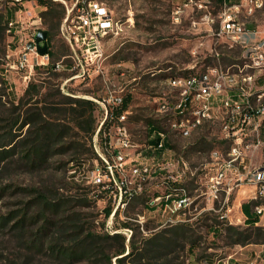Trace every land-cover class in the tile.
<instances>
[{
	"label": "rangeland",
	"instance_id": "374dc122",
	"mask_svg": "<svg viewBox=\"0 0 264 264\" xmlns=\"http://www.w3.org/2000/svg\"><path fill=\"white\" fill-rule=\"evenodd\" d=\"M41 1L0 0V143L4 144V149L11 150L0 159V264H96L86 260L69 263L57 252H52L68 238L65 234L62 242L59 241L57 226H61L62 219L73 216H81L85 222L94 223L98 231L123 233L128 238L133 232L138 238L150 237L165 230L176 234L177 226L186 224L189 233L184 236L179 231L176 236L180 240L172 249V256H179L180 261L186 264H214L232 256L231 264L253 259H258V264H264V242L258 231L250 230L253 232V243L233 244L232 235L226 228L243 216L241 207L239 212L237 208L229 211V221L222 218L224 210H220L219 204L209 198L207 178L202 172L205 168L197 169L195 177L190 174L185 177L182 187L187 190L191 203L175 215L159 206L148 208L154 196L164 194L172 187L171 184L165 187L161 179L166 178L168 171L158 168L149 179L133 175L136 166L154 165L149 158L148 124L151 121L156 122L158 128L168 126L166 121L163 123L159 112L165 101L162 95L167 90V81L216 67L238 72L246 64L243 49L226 39L217 41L212 38L206 25L194 27V22L201 21V11L188 9L182 22L174 24L173 9L185 0H96L108 6L114 18L121 21L122 31L105 39L99 69L86 65L91 60L87 57L85 61L80 55L84 64V70H81L77 66L78 60L69 57L73 51L61 34L68 9L77 0H53L59 5L58 11H64L62 22L51 28L49 51L55 55L53 58L39 57L41 65H36L33 71L29 68L20 71L16 64L23 45L33 40L39 31L50 29L49 23H45L42 17L46 8ZM7 11L12 14L8 25L4 21ZM219 11L220 7L213 3L212 13L217 15ZM243 20L248 27H256H249L252 31L262 29L264 6L253 16L243 17ZM220 26L221 22L217 19L214 29ZM216 52L218 57L214 56ZM51 61L64 66L58 71L60 77L47 73ZM73 66L76 68L71 71ZM247 71L253 72L250 69ZM78 74L82 76L67 81ZM26 76L30 78L25 79ZM30 82L39 86L41 94L31 99L24 98ZM107 87H110L111 95L125 93L132 98L128 128L135 146L123 169L114 167L110 173L104 169L100 155L115 164L112 151L105 150L102 141L95 145L94 136L91 138L80 132L65 117L64 111L75 108L77 104L54 106L47 97L60 91L66 97L100 99ZM54 100L69 102L63 96ZM103 115V110L97 105L96 131ZM25 120H34L35 124L30 126L25 124ZM50 124L62 125L59 129L64 140L54 139L48 148L43 145L46 151L36 155L37 164L33 166L25 156L30 152V159L34 158L35 148L39 149L41 132H44L41 128ZM217 127L204 125L186 138L170 134L171 159L184 160L192 170L208 165L211 151L225 149L229 145L221 141ZM73 140L84 146L80 150H61L62 146H69L65 142ZM115 146L119 147L117 138ZM84 150L88 151L80 157L81 163H71L72 158L79 157L78 153ZM94 154L99 156L100 161ZM98 168L102 173L105 171L101 182H96ZM244 196L235 194L234 204L243 203ZM49 199L60 204L58 212L45 205L44 200ZM249 199L252 202L253 198ZM109 206L113 212L106 219L105 209ZM243 213L251 217L256 215L251 203L246 204ZM170 217L174 222H167ZM23 218L25 223L21 222ZM125 223L130 225V229L124 228ZM232 226L244 231L249 225L245 221V224ZM185 242L194 243L192 251Z\"/></svg>",
	"mask_w": 264,
	"mask_h": 264
},
{
	"label": "built area",
	"instance_id": "2783aa9c",
	"mask_svg": "<svg viewBox=\"0 0 264 264\" xmlns=\"http://www.w3.org/2000/svg\"><path fill=\"white\" fill-rule=\"evenodd\" d=\"M213 3L212 0H199V2L185 0L182 5L174 7L172 21L174 24H180L188 9L203 12L200 23L194 22V27L199 24L206 25L211 31L212 38L217 41L226 39L239 45L244 51L246 64L238 72L225 71L216 67L209 68L205 78L177 80L182 86V100H174V97H170L169 94H163L162 98H168V106L160 110L163 111V117L172 116L174 112H181V122L170 133L159 134L158 147L161 152V161L151 160L154 165L147 163L141 169H134V176H138V170H148V177L142 178L149 179L155 175L156 169L171 161V152L164 148V136L190 131L192 127H186V120H193L195 125L199 117L208 115L209 102H216L222 112V122L217 127L220 139L224 142V137H231V145H227L225 149L217 148L211 151L209 164L194 169L197 176V169L213 168V175L206 177L209 198L219 204L220 210H224L222 218L229 221V211H235L237 208L239 212V207L246 204L247 195H255V200L258 197H264V142L258 140L259 129L264 128V123H261V115L264 112V28L254 31L237 29L238 21L234 20V12H237L235 1L224 0L217 15L212 13ZM242 4H248V12H253L256 7L264 6V0H243ZM113 19L112 11L106 8L104 3L96 0H77L68 9L61 26V34L73 51V55L69 57H72L74 61L78 60L77 66L81 67V70H84V64L80 55L85 58V61L87 57L91 60V63L86 62V65L99 69L105 39L118 35V30L113 27ZM217 19L221 22V26L216 30L214 24ZM214 56L218 57L219 54L216 52ZM39 57L49 56L39 55L35 36L33 40L23 45L16 64L17 70L23 71L29 68L33 71L36 65H41L38 61ZM34 59L35 62H32ZM63 67L61 63H57L55 70L59 71ZM75 68L73 66L70 70ZM248 69L253 72H248ZM81 76L82 74L72 76L67 81ZM210 76H217L219 85H211ZM28 78L30 76L25 77V79ZM233 79H240V86H238L240 94H233V89H229V80ZM126 97L125 93L110 95V87H107L105 95L100 99L86 97L94 101L104 113L94 135V143L96 145L102 141L105 150L110 149L113 153L115 164L100 155L107 173L112 172L114 167L122 170L123 164L131 154L130 151L135 147L128 128L130 107L119 113L125 104ZM245 135H254V142H245ZM115 138L123 139V148H116ZM212 153H219L221 164L212 163ZM186 166L185 161L182 160L180 168L172 177L161 178L165 187L167 184L181 185L185 182ZM104 173V170L103 173L101 172V168L96 170V182L102 181ZM235 194L245 195L243 203L234 204ZM190 201L191 198L187 195L186 197H169L155 204H149L148 208L159 206L165 212L175 215L187 207ZM262 217H264V209L261 210ZM245 220H248L245 216H239L237 223H229L245 224ZM167 222H174V220L170 217ZM258 257L261 256L258 255ZM231 258L232 256L214 264H231ZM236 264H258V259Z\"/></svg>",
	"mask_w": 264,
	"mask_h": 264
},
{
	"label": "trees",
	"instance_id": "16d2710c",
	"mask_svg": "<svg viewBox=\"0 0 264 264\" xmlns=\"http://www.w3.org/2000/svg\"><path fill=\"white\" fill-rule=\"evenodd\" d=\"M212 1L216 3L220 8L224 2V0ZM228 1L234 2L236 0ZM41 5L46 8V10L42 12L44 22L49 23L50 25V29L46 30L47 42L48 45H50V39L52 36L51 28H53L54 25H58L62 22L64 18V11H58L57 8L59 7V5L53 0H42ZM11 16L12 14L10 13V11H7L6 19L4 18V21L7 25L10 22ZM54 55L55 54L50 50L48 56L50 58H53ZM55 68L56 63L51 61L48 65V68L46 69L47 73L60 77L58 71H56ZM39 94H41L39 86L37 84H34L33 82H30L26 89L24 98L29 97L31 99ZM59 96H63L65 99H68L69 102H57L56 100H54ZM47 97H50L49 103L54 106L70 103L77 104L75 108L67 109L64 111L65 117H68L70 123L73 124V126H75V128H77L80 132L85 133L86 135H90L91 138L94 136L96 132L95 111L97 110V104L94 101L71 96L66 97L60 91L56 94L48 95ZM131 101L132 98L130 95H128L126 97L125 104L119 113L127 110L130 107ZM52 111H56V109H52ZM25 124L31 126L35 124V121L25 120ZM148 125L150 131H154L156 128H158L156 122L149 121ZM61 127L62 125L50 124V126H43L41 128V130H44V132H41L42 137L40 139V145L37 146L39 147V149L35 148V155L33 156L34 158L30 159V152L25 156L26 159L31 161V165L35 166L37 164L36 155H39V153L42 154L44 153V151H46L43 145L47 146L48 148L50 147V143H52L54 139H60V142L64 140V137L61 138L63 134V132L59 129ZM65 144H68L69 146L61 147V150L64 152H66V149L70 151L72 148L80 150L82 146H84L82 144H79V142H75L74 140L67 143L65 142ZM3 145L4 144L0 143V159L5 157L11 151L10 149H4L3 147L5 146ZM86 151L88 150L80 151V153H78L79 157L72 158L71 163L76 162L77 165L80 164V157L83 156L84 152L86 153ZM94 155L95 158L100 161L99 156L97 154ZM44 201L46 206H50L52 207L51 209H54L58 212L60 207L59 203H54L50 199L49 201ZM246 204L243 205V209L245 210ZM145 206L147 207V205ZM112 212L113 208L110 206L107 207L105 209V218L108 219L111 216ZM21 222L25 223V219L23 218ZM246 222L249 223V226L244 231H239L235 226L232 225L226 228V231L232 235L231 239L233 240V244L246 245L248 243H253V232H250V230L258 231V235L263 238L262 242H264V227L256 226L257 219L248 218ZM60 225L61 226H57L58 233L60 234L59 241L62 242V237L65 234L68 238L60 243V248H55L52 252H57L59 256H61L65 260H68L69 263L86 260L92 261L96 264H186L184 261H180L179 256H172L173 246L175 245V242L180 240L176 236V234L179 231H182L184 236L189 233V229L186 224L177 226L176 229L178 230V232L176 234L174 232L165 230L157 234H153L150 237L140 236V238H138L135 232H133L131 238H128L123 233H109L107 231H98V229H95L94 223L85 222L81 218V216H73L62 219L60 221ZM103 225L105 226V223H103ZM124 228L130 229V225L128 223H125ZM185 243L186 246L189 245V250L192 251L194 248V243Z\"/></svg>",
	"mask_w": 264,
	"mask_h": 264
},
{
	"label": "bare ground",
	"instance_id": "6f19581e",
	"mask_svg": "<svg viewBox=\"0 0 264 264\" xmlns=\"http://www.w3.org/2000/svg\"><path fill=\"white\" fill-rule=\"evenodd\" d=\"M242 1L243 0H239V1L236 0L235 2V7H237V12H234V20L238 21L237 29H245L246 31H250L247 28L246 23L240 19L239 14L242 11H244L247 15H253L257 10L262 9L263 7H256L253 12H248V4H242ZM191 2H199V0H191ZM105 7L108 8L106 5ZM113 27L116 30H118V34H119V32L122 31L121 21L114 18ZM206 76H207V72H192L186 77L169 79L166 84L167 90L165 94H169L170 97H174V100H182V86L179 85V82L177 80H190V79H196V78H205ZM210 83L211 85H219V78H217V76H210ZM238 86H240V79L229 80V89L236 88L237 93L235 94H240V87ZM166 106H168V98H165L164 103L161 104L159 108V112L161 113L162 118H163L162 120H164L163 123H165L166 121L168 123V126L167 127H165L166 125L163 127L161 126L159 128H156L154 131L153 130L150 131L149 129V132H148V142H149L148 147L150 151L149 158L154 161H161V152L158 147L159 134L170 133L172 130L175 129L176 125H178V123L181 122V112H174L172 116L163 117V111L160 109ZM221 122H222L221 107L217 106L216 102H209L208 115H205L204 117H199L195 121V125H193V120H186V127H192L191 130L187 132H180L176 135L186 138V137L191 136L193 132L198 130L200 127H203L204 125L209 124L213 126H219ZM261 123H264V112H262V115H261ZM258 140H260V142H264V128L259 129ZM117 142L119 143V147L117 148H123V139L117 138ZM224 142L229 143V145H231V137H224ZM245 142H254V135H245ZM170 144H171L170 134L165 135L164 136V148H167L169 152H171ZM212 163L221 164V157L219 153H212ZM185 165H187L186 170H185V177L188 176V174L195 177V170L194 169L192 170V168L188 165L187 162H185ZM142 167L143 166H136L134 167V169H141ZM179 167H180V160L171 159V161L163 164L162 167H159V170L163 172L168 171V174L165 176L167 178V177H172V175L178 171ZM134 169H133V172H134ZM202 172H205L206 177H208L210 175H213V168H205L202 170ZM138 176H144V177L148 176V170H138ZM182 183L181 185L171 184L172 187L168 191H166L164 194L154 196L150 200L149 204H155L159 200L169 198V197H186L187 190L184 187H182L183 185ZM246 198L247 199L253 198L251 202L253 212L258 216L259 219H261V210L264 209V197H258L256 198V200H255V196L246 197ZM150 208L152 209L154 207H150ZM241 212H242V215L245 216L243 213V207H241Z\"/></svg>",
	"mask_w": 264,
	"mask_h": 264
},
{
	"label": "water",
	"instance_id": "95a60500",
	"mask_svg": "<svg viewBox=\"0 0 264 264\" xmlns=\"http://www.w3.org/2000/svg\"><path fill=\"white\" fill-rule=\"evenodd\" d=\"M36 44H37L39 55L47 56L49 53V45L47 42V32L46 31H39L37 33Z\"/></svg>",
	"mask_w": 264,
	"mask_h": 264
},
{
	"label": "crops",
	"instance_id": "0c3cea01",
	"mask_svg": "<svg viewBox=\"0 0 264 264\" xmlns=\"http://www.w3.org/2000/svg\"><path fill=\"white\" fill-rule=\"evenodd\" d=\"M237 1H239V0H237ZM236 2V1H235ZM108 7V6H107ZM109 8V7H108ZM260 10V9H259ZM258 11V10H257ZM256 13V12H255ZM254 13V14H255ZM253 14V15H254ZM253 15H247L244 11H242L240 14H239V17H240V19L242 20V21H244L243 20V17H251V16H253ZM245 22V21H244ZM246 23V22H245ZM246 26H247V24H246ZM251 29H255L256 27H252V26H249ZM248 26H247V28L250 30V28H249ZM264 28V27H263ZM262 28V29H263ZM250 31H252V30H250ZM190 73H192V72H190ZM189 73V74H190ZM231 89H233V94H235V93H237V90H236V88H231ZM257 160V159H256ZM259 163V162H258ZM246 203H251V201H249V199H247L246 198ZM245 215V214H244ZM245 217L248 219V218H250V219H257V223H256V225H258V226H264V217H262L261 219H259L258 218V216L257 215H255L254 217H251V216H246L245 215ZM246 225H249V223H247L246 222ZM242 249H244V247H241Z\"/></svg>",
	"mask_w": 264,
	"mask_h": 264
}]
</instances>
